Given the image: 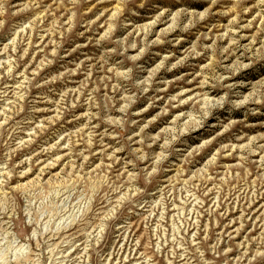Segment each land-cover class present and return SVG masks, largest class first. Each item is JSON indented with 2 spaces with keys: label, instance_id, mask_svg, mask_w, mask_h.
Here are the masks:
<instances>
[{
  "label": "rangeland",
  "instance_id": "374dc122",
  "mask_svg": "<svg viewBox=\"0 0 264 264\" xmlns=\"http://www.w3.org/2000/svg\"><path fill=\"white\" fill-rule=\"evenodd\" d=\"M0 264H264V0H0Z\"/></svg>",
  "mask_w": 264,
  "mask_h": 264
}]
</instances>
